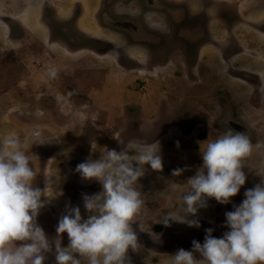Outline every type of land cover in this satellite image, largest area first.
Segmentation results:
<instances>
[{"label": "rangeland", "instance_id": "1", "mask_svg": "<svg viewBox=\"0 0 264 264\" xmlns=\"http://www.w3.org/2000/svg\"><path fill=\"white\" fill-rule=\"evenodd\" d=\"M113 7L123 17H101ZM176 40L188 45L183 54ZM229 129L252 145L245 184L229 204L207 199L187 217L199 228L174 220L165 227L163 217L182 214L203 142ZM10 131L27 139L34 185L45 189L37 223L52 250L44 264H56L62 215L79 207L87 219L83 197L102 191L77 165L135 140L159 142L163 168L145 165L137 182L144 206L132 225L141 247L129 249L131 264H169L193 240L203 244L209 228L222 237L225 213L264 180V0H0V139ZM68 243L62 234L61 247Z\"/></svg>", "mask_w": 264, "mask_h": 264}, {"label": "clouds", "instance_id": "2", "mask_svg": "<svg viewBox=\"0 0 264 264\" xmlns=\"http://www.w3.org/2000/svg\"><path fill=\"white\" fill-rule=\"evenodd\" d=\"M31 135L35 138L39 133ZM203 144L202 166L185 183L182 214L175 219L170 214L163 217L165 227L174 220L199 228L198 220L187 217H195L207 199L229 204L246 182L243 161L252 145L244 133L229 129ZM30 148L27 139L21 141L15 132L0 139V264H44V253L52 250L37 223L46 204L42 200L45 189L34 185L37 173L31 158L36 157L31 154L30 158ZM145 165L162 171L159 142L130 141L119 152L105 148L99 159L89 158L77 165L81 178L99 182L102 191L83 197L87 219H82L79 207L67 209L59 219L56 264H131L129 249L136 252L141 247L132 225L144 206L137 182L145 174ZM182 172L175 169L172 175ZM225 226L228 231L220 238L213 237L211 228L206 229L203 244L193 240L192 250H177L169 256V264H264V180L246 190L243 201L225 213ZM65 233L69 243L61 247L60 237Z\"/></svg>", "mask_w": 264, "mask_h": 264}, {"label": "flooded vegetation", "instance_id": "3", "mask_svg": "<svg viewBox=\"0 0 264 264\" xmlns=\"http://www.w3.org/2000/svg\"><path fill=\"white\" fill-rule=\"evenodd\" d=\"M130 10V9H129ZM105 11L106 10H104L102 13V15H103V17L105 16H110L109 14H111V12H112V14H114V15H119V16H122L121 15V13L120 14H116L115 12H114V7H113V9L111 10V11H109L108 13H105ZM147 13H150V12H144V13H142V16H143V18L144 19H146V17H147ZM130 15H133V13H131ZM150 15V14H149ZM123 17V16H122ZM116 19L115 20H113V21H115L114 23H119V19L117 18V17H115ZM156 19L159 21V17H156ZM185 19V18H184ZM124 20V22L123 23H119V24H121L120 26H122L123 28H124V30H126V27H128V29L130 30V28L131 29H133L132 27L134 26L131 22H128L126 19H123ZM136 30V29H135ZM144 31H145V29H144ZM126 32V31H125ZM128 33L130 32V31H127ZM131 33V32H130ZM187 34H188V32H186ZM186 33H185V35H186ZM180 34V36L179 37H185V35H183L182 33H179ZM130 35H132V37L131 38H133L134 37V34H130ZM139 36H144V33H142V34H140ZM155 36H157V39L159 38V33H157ZM175 39H176V36H175ZM148 40V39H147ZM159 40V39H158ZM126 41H129L128 39H126ZM174 41V40H173ZM174 43H175V41H174ZM176 47H178L179 48V50L182 52V54H183V51L185 52V50H183L182 51V49H185V48H189L188 47V45L187 44H180V42L179 41H177L176 40ZM170 51V50H169ZM193 57V56H192ZM187 60H190V58L189 59H187ZM158 230L160 231V227H158ZM158 231V232H159Z\"/></svg>", "mask_w": 264, "mask_h": 264}, {"label": "crops", "instance_id": "4", "mask_svg": "<svg viewBox=\"0 0 264 264\" xmlns=\"http://www.w3.org/2000/svg\"><path fill=\"white\" fill-rule=\"evenodd\" d=\"M101 17H103V15H101ZM93 28H94V30H93L94 32H95V30H96V35H97V36H98V34L101 35V33L103 32V30H100V27H98V28L96 29V27L93 26ZM93 28H91V29H93ZM103 29H104V28H103ZM104 30H105V29H104ZM106 31L111 32V30H108V29H107ZM111 33H113V32H111ZM114 34L119 35L118 33H114Z\"/></svg>", "mask_w": 264, "mask_h": 264}]
</instances>
